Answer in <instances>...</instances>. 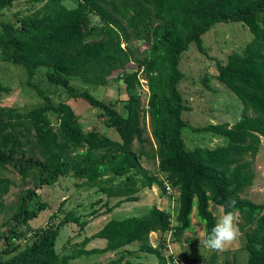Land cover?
<instances>
[{"label":"trees","instance_id":"trees-1","mask_svg":"<svg viewBox=\"0 0 264 264\" xmlns=\"http://www.w3.org/2000/svg\"><path fill=\"white\" fill-rule=\"evenodd\" d=\"M14 1L0 0V59L24 66L26 82L41 102L25 109L0 104V166H12L23 184L10 214L0 223V264H69L83 254L109 250L119 253L106 264H122L136 250L124 248L133 241L139 243L137 249L154 253L156 264H179L172 252H164L165 241L159 247L150 243L149 233L172 229L178 239L192 228L194 208L206 238L217 222L210 202L225 206L226 211L229 197L237 200V225L244 232L248 253L245 264H264V201L242 195L253 182L252 163L264 137V0H76L72 6L64 0H29L14 19L3 18L2 10ZM143 18L152 19L149 33L141 26ZM216 21H242L253 34L225 61L215 60L216 77L243 106L231 124L190 125L181 115L189 108L178 88L184 75L179 67L181 53L191 41L204 51L202 34ZM132 39H146L148 53L137 55ZM39 67L45 69L47 81L98 107L119 138L95 128L85 130L70 103L55 102L32 80ZM140 71L147 78V103L140 97ZM73 79L100 85L121 79L127 95L124 110L115 100L98 97L85 87L78 89ZM8 89L0 75V92ZM145 115L155 141L151 147L157 172L141 164L140 157L147 152L132 148L134 139L150 142L143 134ZM183 125L226 135L227 142L188 149L181 135ZM42 174L52 178L71 174L108 197H119L107 206L109 210L121 201L138 199L137 191L154 183L165 192V177L177 191L175 222L171 224L168 210L151 205L141 214L110 217L80 244L57 250L62 227L69 222L82 227L86 220L75 209L63 210L61 200L45 223L19 229L48 206L47 200L37 198L36 178ZM11 184L9 177L0 176V207ZM23 237L26 241L20 247ZM93 237L105 238V244L85 247ZM210 251L203 264H217V251ZM223 264L239 263L227 259Z\"/></svg>","mask_w":264,"mask_h":264},{"label":"rangeland","instance_id":"rangeland-1","mask_svg":"<svg viewBox=\"0 0 264 264\" xmlns=\"http://www.w3.org/2000/svg\"><path fill=\"white\" fill-rule=\"evenodd\" d=\"M64 2L72 6L76 0H64ZM29 4V0H15L13 5L5 8L1 12V16L6 19H14L15 12L25 8ZM94 20H98L93 15ZM141 26L146 33H149L152 25V19H141ZM253 34L242 21H216L211 27L202 34V44L205 48L201 51L194 41L189 42L188 47L181 53L179 67L183 70V77L178 82L184 102L189 108L182 110L181 115L190 125H201L208 122H228L233 123L242 110L243 103L239 97L222 81L216 77L215 60L225 61L227 55L232 50L240 49ZM132 43L137 47V55L147 54L149 44L146 39H132ZM125 45V42L122 43ZM133 66L131 60L129 63ZM0 75L2 81L8 85L7 91L0 92V104L16 106L25 109L31 105L41 102V96L32 85L26 82V70L21 64H14L6 60L0 59ZM140 77H145L140 71ZM146 78V77H145ZM32 80L36 82L52 99L57 102L65 100L70 103L79 114V120L82 127L87 130L95 128L114 138H119L118 132L114 127L106 125L104 116L101 115L100 109L90 105L82 97L71 96L63 86L54 84L46 79L45 69L39 67ZM147 80V78H146ZM75 86L80 88H88L93 94L104 99L115 100L116 106L123 111V102L125 101L126 91L124 82L120 79L106 85L83 82L73 79ZM148 86V84H147ZM141 92V100L145 96L143 89ZM149 93V89H148ZM52 120L55 121V114H50ZM144 136L150 138V142L145 141L139 143L134 139L132 143L133 149L142 148L148 154H142L140 157L141 164L149 172H157V157L152 154L151 145L155 146V141L151 134V126L148 115L142 117ZM190 125H183L181 135L183 137L186 148L191 149L195 146L212 147L227 142V136L207 130H193ZM254 178L251 185L244 188L242 195L249 197L255 201H264V137L261 136L259 149L253 159ZM0 176H7L12 180V184L7 193L4 194V205L0 207V223L11 212V207L16 200L20 189L23 187L20 175L10 166H0ZM36 179L40 182L37 188L38 199H45L48 206L41 210L40 213L30 219L23 227H36L46 222L49 214L55 211L61 200L62 209H75L86 223L81 227L75 222H69L64 225L57 239V250L68 251L73 246L80 244L84 236L92 234L96 231L105 220L110 217H124L131 214H141L151 206L157 205L165 208L171 214V220L175 222V212L177 211V191L171 186V191H162L161 186L157 183L146 186L137 191L138 199L124 200L112 209H106L108 205H112L119 198L117 196L108 197L97 186H89L81 183L71 174L61 175L52 178L49 174H42ZM100 198V200H97ZM107 202V204H106ZM209 206L213 210L216 219L224 214L222 206L210 202ZM63 211L59 213L62 216ZM238 219L240 218L237 212ZM58 220V217L53 218ZM192 228L186 229L178 239H175L170 231L161 233L159 231H151L149 233V241L152 245H157L165 241L166 248L164 252L168 254L172 252L179 264H203L210 255V250L203 245H199V239L205 238L203 223L198 220L195 209L191 213ZM239 237L230 246L223 251H217V264H223L225 260H235L239 264H245L247 259V250L245 248V235L239 229ZM17 241L19 240L16 239ZM26 241L25 237L19 240L20 247ZM3 242L0 241V247ZM105 238L93 237L85 247L103 246ZM138 242L133 241L126 243L124 248L136 249L135 252L129 253L127 258L129 261L122 264H141L146 262L156 264L157 257L152 252H143L138 248ZM119 251H106L100 253L83 254L77 258L71 259L69 264H106L112 257L117 256ZM139 253V255H137Z\"/></svg>","mask_w":264,"mask_h":264},{"label":"clouds","instance_id":"clouds-1","mask_svg":"<svg viewBox=\"0 0 264 264\" xmlns=\"http://www.w3.org/2000/svg\"><path fill=\"white\" fill-rule=\"evenodd\" d=\"M236 204L237 200L234 197L227 199L226 208L228 210L224 211V214L219 217L206 238L199 239V245H203L212 251H223L238 239L240 233L237 225Z\"/></svg>","mask_w":264,"mask_h":264},{"label":"built area","instance_id":"built-area-1","mask_svg":"<svg viewBox=\"0 0 264 264\" xmlns=\"http://www.w3.org/2000/svg\"><path fill=\"white\" fill-rule=\"evenodd\" d=\"M140 81L142 83L143 86V94L145 95V103H147V97H148V86H147V80L145 77H140ZM143 97V99H144ZM163 183L165 184V188L167 189V191H171V185L170 182L167 178L163 177ZM171 224H172V220H171V216L169 217ZM168 231H172V229H169Z\"/></svg>","mask_w":264,"mask_h":264}]
</instances>
